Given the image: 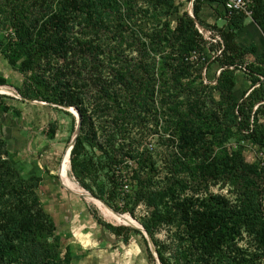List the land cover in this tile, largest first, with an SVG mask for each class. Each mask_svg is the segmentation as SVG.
Wrapping results in <instances>:
<instances>
[{"label": "trees", "instance_id": "1", "mask_svg": "<svg viewBox=\"0 0 264 264\" xmlns=\"http://www.w3.org/2000/svg\"><path fill=\"white\" fill-rule=\"evenodd\" d=\"M175 1L12 0L5 12L14 37L0 40V53L11 69L24 78L20 91L23 98L78 110L80 130L70 152L73 177L115 212L124 213L113 207L118 187L114 173H106L105 182L96 183L98 194L86 179H98L95 163H121L119 159L124 155L117 144L118 137L128 139L129 126L144 122L140 115L149 102L140 87L150 84L151 79L145 69L141 73L128 66L119 50L132 26L146 25L151 20L161 23L159 33L153 35L154 29H147L145 34L148 46L161 57L160 76L168 84V93L162 94L163 102L172 111L170 120L182 158L177 161L176 176L172 173L171 180L161 187H152L150 179L135 176L132 206L126 210L131 213L140 203L148 208L149 217L140 224L149 235L160 264H248L236 255L242 250L235 241L246 234L258 252L254 256L264 259V166L259 169L241 153L228 151L222 144L227 134L235 130L264 149V48L256 54L254 44L243 47L237 42V32L247 19L244 13H219L226 23L225 29H213L220 48L204 40L196 23L205 26L200 19L202 6L214 0H187L192 5V17L183 12L170 29L168 20L175 12ZM33 9L37 10L35 14ZM250 12V19L264 36V1L255 0ZM111 41L117 45L110 47ZM205 50L220 51L215 57L221 69L215 89L223 100L222 116L199 107L189 97L188 91L195 90V86L189 80L193 66L188 56L192 52L204 56ZM249 57L253 59L249 61ZM242 69L250 88L237 102L233 99L234 74ZM149 87L154 89L152 84ZM5 98L0 95L3 112L9 111ZM180 98H187L188 109L176 106ZM106 118L111 131L108 129L103 143L98 132L107 128L100 127V120ZM50 129L53 136L54 126ZM208 137L213 138L212 144ZM216 141L220 145H215ZM88 149L100 152L101 159L97 160ZM7 155L0 126V208L7 209L2 214L4 223L0 221V264H70L69 257L61 259L53 250L57 240L49 229L53 231L54 224L36 195L42 179L21 178L13 167L7 166ZM182 170L194 180L223 179L231 183L236 190L235 203L231 205L215 196H182L184 193H179L184 188L179 190L182 183L176 178ZM4 197L9 205H4ZM94 219L124 244L133 232L147 244L135 229L112 227L97 216ZM161 227L170 229L169 241L155 238ZM147 254L149 263L156 264L148 246Z\"/></svg>", "mask_w": 264, "mask_h": 264}, {"label": "rangeland", "instance_id": "2", "mask_svg": "<svg viewBox=\"0 0 264 264\" xmlns=\"http://www.w3.org/2000/svg\"><path fill=\"white\" fill-rule=\"evenodd\" d=\"M11 1L0 0V40L3 41H9L14 37L13 29L6 19L7 12H5ZM254 1L247 0L246 5L249 10L254 5ZM218 2L220 1L214 0L203 4L200 19L205 26L196 23V28L204 40L209 44L218 45L220 48L221 43L218 34L213 29L214 27L219 30L225 29L226 23L219 14L224 13V9ZM175 6V12L168 20L170 29L176 26L178 18L183 12L192 13L190 1L176 0ZM37 9L39 8L37 7ZM36 11L33 9L31 12L35 14ZM149 22L146 25L137 23L132 26L127 31L129 38H126L122 50H119L124 55L123 60L128 63V66L139 70L141 73H145L143 71L145 69L148 78L151 79L150 84L140 87L141 91H145L149 102V106L145 108L146 110H142L140 115L143 117L141 121L144 122L137 126L132 124L129 126L131 130L128 139L118 137L117 144H120L122 155H124L119 159L121 163L110 166L102 163L96 165V160H94L99 171L98 179L93 180L90 177L86 179L92 191L98 194L96 183H104L105 174L114 173L118 187L113 207L122 209L125 211L124 213L115 212L108 205V207L104 206L102 204L104 202L92 194V197L90 194V197L86 195L87 190L82 188L73 177L69 157L67 163H64L75 134L76 119L73 111L65 109L67 107L64 106L23 98L20 91L24 78L11 69L0 53V95L6 96L4 101L9 107L7 112L0 111V126L8 150V157L4 158V161L8 164L7 166L13 167L23 179L30 177L42 179L40 186L36 189V195L39 205L54 224V230L49 229L51 235L57 240L53 244V250L61 259L64 256L69 257L70 264H150L147 246L150 250L151 247L148 242L146 244L143 241L141 235L135 232L131 233L128 243L124 244L121 239L115 238L109 230H103L102 227L98 226L94 219V216H97L112 227L124 226L137 230L135 223L131 224L123 220V217H127L132 222L136 220L140 223L149 217V210L144 203L138 204L131 213L126 210L132 206L133 193L136 189L134 177L140 175L150 179L152 187H161L168 182V179L171 180L173 174L175 175L179 169L177 161L182 157L180 156L176 132L172 128L173 125L170 120L172 111L163 102L164 96L162 95L168 93L166 88L168 84H165L160 76L161 57L156 55V52L148 46L149 40H146L145 34L147 29L149 32L154 29L153 35L159 33V30H162V25L154 20ZM245 24L247 30L248 27L255 29L257 37L253 36L254 43L252 44L257 45L256 54H260L264 48V36L250 17H247ZM237 42L242 43L238 39ZM113 43L111 41L110 47L117 45ZM219 53L220 51L205 50L204 56L200 57L196 52H192L188 56L187 60L193 66L189 80L195 86V90L188 92L191 95L189 96L191 101H197L199 107L205 108L207 111L218 112L222 116L223 100L215 89L221 71L215 61V57ZM252 59L253 57L248 58L249 61ZM234 78L233 99L240 102L242 96L249 90L250 83L245 78L243 69L236 71ZM151 84L154 85V89L149 87ZM188 105L190 104H187V98H180L176 106L185 110L188 109ZM131 120H135V117ZM100 123V127L107 126L104 128L105 130L98 132L99 140L105 143L109 134L108 129L111 131L109 128L111 124L107 122V118L100 120ZM261 123L264 125V118L261 119ZM51 126H54L53 136H51ZM208 138L212 144L213 138ZM217 143L216 141L215 145H220ZM222 145L228 151L241 153L248 163L259 169L264 166V149H260L235 130L227 134ZM88 151L91 155L98 157L97 160L101 159V154L97 150L88 149ZM215 151H217L216 147ZM63 168L77 188H70L65 183L62 175ZM176 178L180 179L182 183L179 190L184 188L183 192L179 193H184L182 196L198 199L215 196L223 198L231 205L235 203L236 190L231 183H226L223 179L204 178V180L200 178L194 180L184 170ZM125 184L128 185V189H124ZM6 198H3L4 205H9L5 201ZM99 206L107 211V216L100 212ZM5 211L7 209L0 208L2 224L6 219L2 218ZM70 222L80 227L77 233L78 238L69 234L66 225ZM169 230L167 227H161L155 238L159 241H169ZM43 234L44 238L47 237L46 233L43 232ZM47 240L49 241L50 238ZM235 245L242 250V253H236V255L245 259L248 264H264V259L259 260L258 257L254 256L258 252L246 234L242 233L236 239ZM42 246H45L43 239Z\"/></svg>", "mask_w": 264, "mask_h": 264}, {"label": "crops", "instance_id": "3", "mask_svg": "<svg viewBox=\"0 0 264 264\" xmlns=\"http://www.w3.org/2000/svg\"><path fill=\"white\" fill-rule=\"evenodd\" d=\"M246 28H247V26L245 24L244 27L237 32V39L239 40V42H242L240 44L243 47L254 43L253 42L254 41L253 40L254 39L253 36L257 37L256 31H255V29L253 27H248L249 28L248 30ZM240 32H242V33H240ZM66 228H68V232H69V234H71V236H74V238H78L77 237L78 236L77 233L80 230V227L78 225H76L75 223H71L70 222L69 224L66 225ZM102 236H105V235L102 234Z\"/></svg>", "mask_w": 264, "mask_h": 264}, {"label": "water", "instance_id": "4", "mask_svg": "<svg viewBox=\"0 0 264 264\" xmlns=\"http://www.w3.org/2000/svg\"><path fill=\"white\" fill-rule=\"evenodd\" d=\"M188 15L190 17H192V14L191 13H188ZM197 25V24H196ZM199 27V26H198ZM65 109H69V107L65 108ZM74 111H75V119H76V127H75V134L72 138V141H71V145H70V148H69V152H68V156H69V159H70V152L76 142V139H77V136L79 134V130H80V122H81V116L78 112V110L76 108H72ZM70 162V160H69ZM87 192V191H86ZM88 194H90L89 192H87ZM91 195V194H90ZM92 197V195H91ZM105 204V203H104ZM106 205V204H105ZM107 206V205H106ZM136 221V220H135ZM137 222V221H136ZM138 223V222H137ZM138 225L140 226L139 228H136L143 236L144 238L146 239V241L148 242L149 246L151 247V253L153 255V257L155 258V261H156V264H160L158 258H157V255H156V252H155V248H154V245L149 237V235L146 233V231L144 230V228L142 227V225L140 223H138Z\"/></svg>", "mask_w": 264, "mask_h": 264}, {"label": "built area", "instance_id": "5", "mask_svg": "<svg viewBox=\"0 0 264 264\" xmlns=\"http://www.w3.org/2000/svg\"><path fill=\"white\" fill-rule=\"evenodd\" d=\"M223 6L224 11L228 16L236 13H244L247 17H250L251 12L248 9L246 3L247 0H219ZM264 1V0H263ZM124 189H128V185H124Z\"/></svg>", "mask_w": 264, "mask_h": 264}, {"label": "bare ground", "instance_id": "6", "mask_svg": "<svg viewBox=\"0 0 264 264\" xmlns=\"http://www.w3.org/2000/svg\"><path fill=\"white\" fill-rule=\"evenodd\" d=\"M68 110L73 111V114H74V115L76 114L75 111L72 109V107H69ZM69 148H70V146H69ZM69 148H68V152H69ZM68 152H67V155L65 156V160H64V163H65V164H66L67 161H68ZM62 175H63V179H64L65 183L68 185V187H70V188H77V186L75 185V183H73V182L68 178V176H67V174H66L64 168L62 169ZM85 194L89 196L88 193L85 192ZM89 197H90V196H89ZM91 199H92V198H91ZM99 210H100V212H101L104 216H107V211L104 210L101 206H99ZM123 220H124L125 222H127V223H131V224L135 223V224L137 225V228L140 227L135 221L132 222V220H131V219H128L127 217H123Z\"/></svg>", "mask_w": 264, "mask_h": 264}]
</instances>
